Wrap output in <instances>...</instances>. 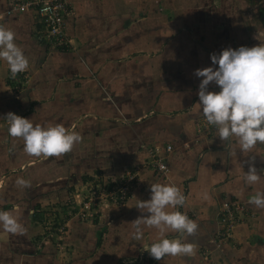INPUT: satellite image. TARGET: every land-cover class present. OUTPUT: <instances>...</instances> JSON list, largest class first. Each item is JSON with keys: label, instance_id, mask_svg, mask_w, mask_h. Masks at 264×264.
Returning a JSON list of instances; mask_svg holds the SVG:
<instances>
[{"label": "crops", "instance_id": "1", "mask_svg": "<svg viewBox=\"0 0 264 264\" xmlns=\"http://www.w3.org/2000/svg\"><path fill=\"white\" fill-rule=\"evenodd\" d=\"M114 2L92 11V4L81 5L76 1L77 12L68 24L72 41L68 51H48L45 45L44 49L32 35L35 20L31 14L0 20V25L15 33V43L28 59V67L20 74L29 78L24 93L30 106L57 110L51 117L53 123H69L68 131L81 135L83 158L97 155L101 160L106 154H122L123 140H130L132 146L127 151L126 163L122 161L117 170L137 169L139 183L134 196L137 201L150 199L153 183L171 184L180 189L186 197L184 205L168 207L166 211L178 210L195 221L198 225L195 234L185 233L181 238L175 230L167 229L161 236L158 229L141 225V237L151 236L149 241L158 237L156 242L162 238H180L181 243H192L196 245L195 254L179 258L184 262L194 260L197 250L212 246L209 242L221 229L224 204L236 201L243 208L240 220L244 221L234 230L227 257L230 254L239 257L243 250L261 245L264 229L259 227V220H264V208L255 207L249 200L257 191H264V144L241 151L237 137L222 141L214 125L210 124L211 129L203 128L208 122L198 103L200 79L194 72L211 66L210 54L216 52L208 49L209 41H197L190 29L179 31L174 37L170 35L166 41L163 30L162 41L156 43L160 36L148 30L154 23L146 20L144 34L132 31L144 22L124 21L122 0ZM232 19L237 21L234 16ZM242 37L248 38L246 31ZM158 44L162 46L156 47ZM156 48H160V54H155ZM135 60H140L142 65L131 67ZM0 65L1 72L6 71V78L12 75L5 61ZM209 88L219 91L215 84ZM168 146L173 149L168 151ZM84 160L87 166L91 162ZM116 161L109 162L111 167H117ZM157 161L167 164L165 174L157 169ZM250 164L261 176L254 184L245 182ZM14 210H20L18 205L6 211ZM37 219L33 215L26 220L27 233L35 232L38 227V234L43 233ZM35 242L31 239L29 246L23 245L28 251L25 247L21 251L42 252L45 247ZM3 248L6 250V244ZM14 256L13 260L19 258ZM29 260L22 264H29ZM2 261L6 264V255ZM34 264L39 263L34 261Z\"/></svg>", "mask_w": 264, "mask_h": 264}, {"label": "rangeland", "instance_id": "2", "mask_svg": "<svg viewBox=\"0 0 264 264\" xmlns=\"http://www.w3.org/2000/svg\"><path fill=\"white\" fill-rule=\"evenodd\" d=\"M70 1L72 15L68 24L77 12V0ZM79 1L81 5L92 4V11L102 9L106 3H115V0ZM121 3L124 21L131 19L144 22V25L132 31L144 34L147 30L146 20L150 24L154 23L155 26H150L148 30H154L156 36H160L156 43L162 41L163 30L166 41L170 35L174 37L179 31L190 29L200 43L209 41L208 49L211 48L217 54L229 47L235 49L239 46L264 44V0H122ZM8 4L9 0H0V15L7 10ZM27 14L34 17L32 35L38 40V17L32 13ZM233 16L237 21L232 19ZM7 18L13 17L7 16L0 20ZM244 31L248 38L242 37ZM41 45L45 49L44 44ZM46 49L49 51L48 47ZM155 51V54H160V48ZM135 65H142V62L135 60L131 67ZM0 73V210L6 211L18 205L20 210H14L12 214L24 228L26 220L33 215L38 217L43 228L42 234H38L39 227L35 232L27 233V226L23 233L5 235L0 225V264H5L2 261L5 255L6 264H22L25 259H31L29 264H34V261L39 264H264L263 242L252 249L243 250L239 257L231 254L227 257L226 251L234 238L223 240L218 232L209 242L212 246L197 250L194 260L186 259L184 262L179 258L181 255H166L160 261L152 258L146 250L159 238L149 241L151 236L137 239L134 235L136 225L132 222L142 215L148 216L146 208L143 214L141 209L136 208L138 201L134 196L139 183L137 169L126 167L117 170L122 161L126 163L125 158L132 142L123 140L122 154H106L101 160L97 155H86L83 158L82 139L70 152L60 156L45 158L27 154L23 150V139L9 135L5 115L12 112L31 119L34 125L52 127L57 125L51 118L57 110L53 112L49 108L30 106L24 93L26 82L29 81L25 75L18 73L6 78V71L2 73L0 70ZM6 81L10 86L6 87ZM68 124H62L67 131ZM206 126L211 129L209 123L203 125V128L206 129ZM84 159L91 160L88 166L83 162ZM115 159L118 165L114 168L109 162ZM132 176L135 178L130 180ZM18 178L29 181V185H19ZM122 191L127 193L124 199L120 198ZM259 227L264 229V220H259ZM30 237L36 241L37 246L45 247L42 252L37 250L39 255L35 253L36 249L32 252L21 251L25 247L23 245L29 246ZM260 237L264 239V235ZM187 238L184 237V240ZM5 244L6 250L3 248ZM25 249L28 251V248ZM14 255L19 258L13 260L16 258Z\"/></svg>", "mask_w": 264, "mask_h": 264}, {"label": "clouds", "instance_id": "3", "mask_svg": "<svg viewBox=\"0 0 264 264\" xmlns=\"http://www.w3.org/2000/svg\"><path fill=\"white\" fill-rule=\"evenodd\" d=\"M0 60L5 61L12 76L28 67V59L15 43V33L0 25ZM211 66L196 69L194 75L200 79L198 103L207 122L214 125L219 138L230 141L235 136L241 151H248L258 143L264 144V44L238 48H225L219 54H210ZM210 84L218 86L212 91ZM4 119L8 122V133L22 138L23 150L32 156L45 158L70 152L82 139L75 131L69 132L62 124L52 127L34 125L31 119L9 112ZM261 179L253 165L245 174V182L254 184ZM19 185L27 187L29 181L17 179ZM206 195V194H205ZM186 197L171 184L150 185V199H138L137 209L148 210L150 215L137 218L135 238L142 235L141 225L158 229L163 236L167 229L175 230L182 238L194 235L198 225L180 211H166L168 207L184 205ZM249 203L264 208V191H257ZM0 225L7 233H23L26 229L10 211L0 210ZM196 245L181 243L180 238H162L152 243L147 252L160 261L167 256L194 255Z\"/></svg>", "mask_w": 264, "mask_h": 264}, {"label": "built area", "instance_id": "4", "mask_svg": "<svg viewBox=\"0 0 264 264\" xmlns=\"http://www.w3.org/2000/svg\"><path fill=\"white\" fill-rule=\"evenodd\" d=\"M70 0H9L7 10L0 15V18L15 17L32 13L38 17L36 22L39 28L36 29V37L51 51H68L72 48V41L68 33V20L72 15ZM173 149L168 146V151ZM157 169L165 174L168 170L166 163L156 162ZM132 176L130 180H133ZM124 190H128L124 188ZM126 192L122 191L121 199H124ZM243 208L240 203L230 201L224 204L220 213L221 229L218 236L223 240L234 238V230L239 223Z\"/></svg>", "mask_w": 264, "mask_h": 264}, {"label": "trees", "instance_id": "5", "mask_svg": "<svg viewBox=\"0 0 264 264\" xmlns=\"http://www.w3.org/2000/svg\"><path fill=\"white\" fill-rule=\"evenodd\" d=\"M99 243H101V239H100Z\"/></svg>", "mask_w": 264, "mask_h": 264}]
</instances>
